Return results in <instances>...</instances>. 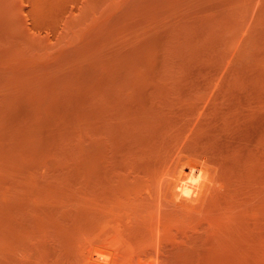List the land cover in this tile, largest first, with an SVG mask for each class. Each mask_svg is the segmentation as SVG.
Instances as JSON below:
<instances>
[{
	"label": "rangeland",
	"instance_id": "1",
	"mask_svg": "<svg viewBox=\"0 0 264 264\" xmlns=\"http://www.w3.org/2000/svg\"><path fill=\"white\" fill-rule=\"evenodd\" d=\"M0 264H264V0H0Z\"/></svg>",
	"mask_w": 264,
	"mask_h": 264
}]
</instances>
